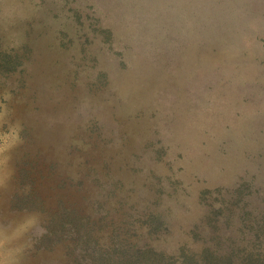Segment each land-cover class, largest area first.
I'll return each instance as SVG.
<instances>
[{
	"label": "rangeland",
	"instance_id": "obj_1",
	"mask_svg": "<svg viewBox=\"0 0 264 264\" xmlns=\"http://www.w3.org/2000/svg\"><path fill=\"white\" fill-rule=\"evenodd\" d=\"M215 257L264 264V0H0V264Z\"/></svg>",
	"mask_w": 264,
	"mask_h": 264
},
{
	"label": "trees",
	"instance_id": "obj_2",
	"mask_svg": "<svg viewBox=\"0 0 264 264\" xmlns=\"http://www.w3.org/2000/svg\"><path fill=\"white\" fill-rule=\"evenodd\" d=\"M214 259H217L215 262H211V259L207 261L206 264H227L225 262H221V260H224L223 257H219V260H218V257H215ZM230 260V257L229 259ZM253 261L252 260V257L248 258L247 260H243L241 263H244V264H253Z\"/></svg>",
	"mask_w": 264,
	"mask_h": 264
}]
</instances>
